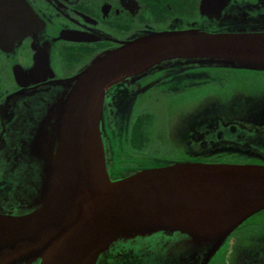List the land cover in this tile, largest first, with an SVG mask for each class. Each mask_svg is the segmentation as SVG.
<instances>
[{
	"label": "flooded vegetation",
	"instance_id": "flooded-vegetation-1",
	"mask_svg": "<svg viewBox=\"0 0 264 264\" xmlns=\"http://www.w3.org/2000/svg\"><path fill=\"white\" fill-rule=\"evenodd\" d=\"M188 30L264 32V0H0V214L33 210L42 168L31 144L69 79L127 42ZM224 69L172 59L107 89L100 132L110 179L180 162L264 165V92L221 91ZM195 91L215 100L204 94L203 109L182 114ZM96 264H264V210L213 252L158 232L114 242Z\"/></svg>",
	"mask_w": 264,
	"mask_h": 264
},
{
	"label": "water",
	"instance_id": "water-1",
	"mask_svg": "<svg viewBox=\"0 0 264 264\" xmlns=\"http://www.w3.org/2000/svg\"><path fill=\"white\" fill-rule=\"evenodd\" d=\"M172 59L254 74L264 71V32L155 33L69 79L53 121L46 118L31 144L42 168L33 210L0 214V264H96L114 242L158 232L187 235L194 248L213 252L264 210V165L180 162L108 176L100 132L106 90Z\"/></svg>",
	"mask_w": 264,
	"mask_h": 264
},
{
	"label": "rangeland",
	"instance_id": "rangeland-1",
	"mask_svg": "<svg viewBox=\"0 0 264 264\" xmlns=\"http://www.w3.org/2000/svg\"><path fill=\"white\" fill-rule=\"evenodd\" d=\"M226 72L225 75V83L221 88V91H240L242 93H256V92H264V76L253 74L250 72L238 70V69H224ZM227 70V71H226ZM209 94L208 91H195L193 92L192 95V102L191 103H186V105L182 106V114L185 113H190V112H195L196 110H201L204 107V103L206 98H202L204 94ZM226 98L228 99L229 97L225 95ZM215 96L213 95H208V100L214 99ZM220 102V99H218ZM180 110V109H179ZM178 110V111H179ZM170 116H178L182 114H178V112L174 109L170 110ZM172 125V124H170ZM168 131H170V127H168ZM163 142V140H162ZM225 253V250L224 252ZM222 263L226 262V258L224 255H222Z\"/></svg>",
	"mask_w": 264,
	"mask_h": 264
},
{
	"label": "trees",
	"instance_id": "trees-1",
	"mask_svg": "<svg viewBox=\"0 0 264 264\" xmlns=\"http://www.w3.org/2000/svg\"><path fill=\"white\" fill-rule=\"evenodd\" d=\"M230 69V68H229Z\"/></svg>",
	"mask_w": 264,
	"mask_h": 264
}]
</instances>
